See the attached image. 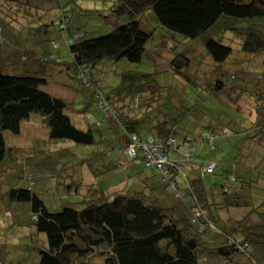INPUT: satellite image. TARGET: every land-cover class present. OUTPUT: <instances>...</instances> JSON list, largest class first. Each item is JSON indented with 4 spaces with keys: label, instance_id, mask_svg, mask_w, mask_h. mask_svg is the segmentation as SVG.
Instances as JSON below:
<instances>
[{
    "label": "trees",
    "instance_id": "16d2710c",
    "mask_svg": "<svg viewBox=\"0 0 264 264\" xmlns=\"http://www.w3.org/2000/svg\"><path fill=\"white\" fill-rule=\"evenodd\" d=\"M4 1L12 8L10 11L13 13L12 18L7 14V21L18 19L15 18L18 14L23 17L16 20V23L13 21L18 26L26 23V20L34 19L39 24L27 27L26 32L10 28L8 23L4 27L0 25V40L5 41L0 42L2 164L9 158V151L15 150L7 145L5 132L19 135L23 122L29 121L33 114L39 115V119L46 124L50 139L71 140L82 145L96 142L94 132H99L100 127L78 128L75 125L78 122L65 113L69 101L44 89L48 83L47 74L53 69L60 71L65 67L85 87L91 88L92 82L86 78L87 73L98 61L124 58L130 63H139L145 53L146 43L152 37V32L143 28L146 15H151L157 26L165 28L168 34L171 33L170 37L179 35L183 40L200 37L203 44L202 56L215 65L213 81L206 80L204 83V80H194L189 73L190 59L185 54L184 46L182 52L176 53L169 61L172 74L178 81L198 85L208 99L218 100L221 106L226 107L222 106L225 112L219 113L221 116L227 117L226 112L230 110L239 111L238 101L242 95L253 100L257 114L256 121L241 130L229 129L223 124L216 125L218 122L213 121L218 117L212 116L200 131L190 133L180 126L179 119L173 118L169 113L148 119L146 110L140 112L136 109L140 105L141 93H148L146 102L153 97L163 98L172 108V104L182 100L177 99L178 92L173 93L169 89L158 95L154 86H144L143 82L130 91V103L125 106L93 89L92 93H96L94 96L104 113L103 117L109 119L113 127L119 125L126 141L120 149L109 141L103 142L102 152H91L81 163H87L95 177L103 180L108 177L104 174L110 173L107 170L108 164L121 159L118 151L123 153L121 161L133 163L140 158L143 167L154 172L158 186L168 191L173 203H160L158 196L153 197L150 192L144 191L146 186L143 185L140 189L125 187L112 192L90 187L86 195H80L83 208L68 205L57 211H49L33 186L12 187L7 192L8 198L29 203L30 220L36 230L46 237V247L40 250L39 264H75L90 252L102 259L100 264H264L262 161H254V155L251 163L247 153L240 157L242 152L237 151L229 152L228 157L218 163L209 161L211 158L201 151L204 143L210 144L213 137L220 135H237L233 145L239 146L240 150L241 146H246V141L252 146L257 143L261 149L264 148V86L258 84L263 79V73L252 76L254 81L259 80L254 85L257 89L248 90L250 80L246 83L244 79H241L242 82L236 80L234 84L235 76L224 67L225 61L233 53V47L223 43L226 33L237 35L240 51L258 56L264 62V0H114L111 11L116 21L121 18L125 21L94 37L86 36L80 29L72 30V26L67 25L66 18L69 14L71 16L79 11L76 3L70 6L62 5L61 0ZM53 4L56 16L47 24L45 16L47 10L53 8ZM48 25L54 26L66 48V56L70 58L69 62H56L63 55L57 51L48 54L50 62L59 64L55 67L45 65L47 60L37 51L19 48L17 45L20 37H28L32 43L44 40L48 41L52 49H58V43L48 37ZM214 28L217 30L213 31ZM35 32L40 36L34 37ZM223 93L234 104L229 106V100H222ZM146 102L145 107H148ZM83 117L89 119V116ZM242 120L241 117V122ZM132 135L139 143L158 145L168 160L167 169L159 170L147 165L142 147H137L132 157L124 154V150L132 143ZM186 141L194 144L193 149L187 150ZM198 145L201 150L197 149ZM33 149L25 147L21 152L18 151L17 160L21 155H30L29 150ZM183 150L187 152V157ZM250 150L251 148L248 149ZM39 151L40 149L33 152L39 155ZM114 151L117 153L113 154ZM138 151L142 152L140 157ZM56 153L60 157L64 156L59 151ZM94 154L99 156L97 166L87 162ZM41 162L42 165H51L50 158L42 159ZM63 162L65 165L67 161ZM117 163L122 166L125 180L136 175V172H130V165L125 172L124 162ZM209 163H214L211 171H203ZM38 165L42 166L36 161L33 166L39 169ZM218 166L222 181L206 186L203 181L204 173L213 174ZM60 170L61 175L65 174L67 178L72 176L68 166L61 167ZM73 178L68 179L62 188L68 194L74 191L79 195L77 179ZM164 178L167 179L166 183L162 181ZM170 184H174L175 190L170 188ZM242 206H246L248 212L232 218L229 212Z\"/></svg>",
    "mask_w": 264,
    "mask_h": 264
},
{
    "label": "rangeland",
    "instance_id": "374dc122",
    "mask_svg": "<svg viewBox=\"0 0 264 264\" xmlns=\"http://www.w3.org/2000/svg\"><path fill=\"white\" fill-rule=\"evenodd\" d=\"M113 2L114 0H61L62 5L68 4L73 6V3H76V8H78L79 11H74L76 13L71 14V16L69 14V17L66 18L67 25H71L72 30L80 29L85 32L88 37L104 34L110 31L117 23L125 21L124 18L118 19L117 21L119 22L116 21L111 11ZM45 3L49 4L46 1ZM10 10H12V8L8 7V4H6L4 0H0V25L3 27L8 23L10 28L12 27L19 31L23 29L24 32H26L27 27L39 24V21L34 19L26 20V23H21V25L18 26L15 24V21L23 19V17L18 16V14L15 17H18V19H10L7 21L9 16L11 18L13 17V13ZM4 15H6L7 19ZM55 16L56 8L53 4V8L51 7L47 10L45 23L50 24V20ZM143 20V28L148 32H152V37L146 43L145 53L139 63H130L124 58L103 59L98 61L87 73L86 78L92 82L91 88L85 87L78 79L74 78L72 71L65 67H62L60 71L53 69L47 74L48 83L44 86V89L53 94L55 92L62 94V96L69 101L65 113L76 123L77 119H81L82 115L89 116V119L84 118L80 124L75 125L78 128H81V126L84 128L87 126L100 127L99 132H94L96 141L94 144L82 145L71 140L50 139L48 127L39 119L40 116L37 114H33L29 121L23 122V128L19 135L5 132L4 135L7 145L15 150L9 151V158L4 164L0 163V264H39L40 250L46 247V237L44 233L37 231L33 222L30 220L29 203L10 200L7 195L10 188L16 186L28 188L33 186L49 211H57L68 205L81 209L84 207L81 202L82 198L80 199L81 191L78 192L80 193L79 195L74 191L68 194L66 190L64 191L62 188L64 187L63 184H65L68 179H71L73 175L68 178L65 174L61 175L60 168H66L68 166L70 171L75 170L74 174H78L82 178L76 182L78 183V188H81V184L87 183L86 180H88L89 177H91V181L94 178L87 168V163H81L82 159L86 156H90V153L93 151L102 152L104 150L103 142L106 141L111 142L115 148L120 149L122 147V129L119 125L116 128L113 127L109 119L103 117L104 113L97 105V98L94 96L96 93H92L93 89L101 91L103 95H108L113 100H117L120 104H124L125 106L130 103V91L132 92L137 85L143 84V82L144 86H154L158 95H162L164 90L168 91L169 89L173 93L178 92L179 94H177L179 96L177 99L182 100L172 104V108L169 107L168 103L163 98L158 99L157 97H153L152 99L149 98V101L146 102L149 97L148 93H141L140 105L136 109L140 112L141 110H146L148 119H155L158 116H162L164 113H169L173 118L179 119L180 126L190 133H197L200 131L203 124L210 121L209 118L212 116L218 117L217 120L213 121L214 123L218 122L216 125L223 124L222 126L228 127L229 129L238 128L237 130L247 128V126L256 121L257 114L254 111L255 105L253 100L248 96L242 95L238 101L239 111L230 110V112H226L227 117L225 115L221 116L219 113H223L225 110L223 109L224 106L222 105V107L218 100L208 99L206 93L200 86L178 81V79L173 76L169 61L176 53L182 52L184 46H186L185 54L190 59L189 73L193 79L198 82L204 80V83H206V80H214L215 65L212 64L209 59L202 56L203 44L201 43L200 37L194 40H183L179 35L170 37L172 34H168L165 28L157 26L151 15H146ZM21 26H23V28ZM47 29L49 30V39H53L55 43H58V49H52L48 41L44 40H40L38 43H32L33 41L28 37H20L17 45L19 48L37 51L42 55L45 61L47 60L44 64L48 66L55 67L59 65L48 60V54L55 51L63 55V58H60L56 62H69L70 58L66 56V48L59 38L56 29L52 25H48ZM216 30L217 28L213 29V31ZM218 33L220 34V32ZM38 35L40 36L39 33L35 32L33 36L38 37ZM236 36L229 32L224 35L223 43L230 44L233 47V53L225 61V69L235 76L234 84H236V80L240 82L241 79H244L245 83L250 80L247 84L248 90L258 88L254 85L259 80L256 79V81H254L252 76H259V73L262 72L263 79L258 84L264 86V62L258 56L240 51V43ZM1 41L5 43L4 40H0V42ZM146 91L147 89L145 92ZM225 92H227V90H225ZM221 96L222 100H229L226 93H223ZM229 101V106L234 104L231 99ZM145 102L148 107H145ZM168 109H170L171 112ZM262 114H264V112H262ZM241 117L243 118L242 122ZM97 121H99V124H97ZM225 123L226 125H224ZM262 124H264V119ZM262 135L264 137V127ZM236 137L237 135L216 136L211 139L210 144L207 142L204 143L202 150L200 145L197 146V149L200 148L202 153H205L206 157L211 158L209 161H216L218 163L227 158L229 152L236 153L237 151H241L240 157L247 153L250 157V162L253 163L252 160H254L255 155L256 159L254 161L260 159L263 163L262 166H264V148L261 149V146L257 143L252 146L249 141H246V146H241L242 149L240 150L239 146L233 145ZM25 147L26 149H34L32 151L29 150L30 155L28 153L25 156L21 155L20 159L17 160L18 151L21 152ZM249 148H251L250 151L253 154L248 151ZM38 149H40L39 155L33 152ZM57 151L64 153V156L60 157L56 153ZM119 152L123 154L121 151ZM116 153V151L113 152V154ZM137 154L140 157L142 152L138 151ZM46 158H50L51 165H42L43 163L41 160ZM63 159L67 161L65 165L62 164L65 163ZM98 159L99 156L97 157L96 154H94V157L87 160V162L89 164L95 163L93 165L97 166L96 161ZM139 159L140 158L135 159L133 163L136 167H140V169L144 170L146 172L145 174H148L149 171L146 168L144 169L140 162L141 159ZM238 160H240V158ZM36 161H38V164L42 165L41 167L38 165V167H40L39 169L33 166ZM80 166L82 167L80 168ZM219 166L213 174L204 173L203 181L206 186L209 187L212 183L219 184L220 181H222L219 175ZM79 168L80 171H78ZM124 171L127 172L125 167ZM67 173H69V171ZM79 173H81V175ZM110 179L112 182L115 181L113 177L104 178L102 181L109 182ZM147 180L152 183L151 178H147ZM246 212H248V208L242 206L232 209L229 214L232 218H235L237 217L236 215L242 216ZM92 253L93 252H90L74 263L100 264L102 259H100L97 254L93 255ZM200 253L202 254V252Z\"/></svg>",
    "mask_w": 264,
    "mask_h": 264
},
{
    "label": "crops",
    "instance_id": "0c3cea01",
    "mask_svg": "<svg viewBox=\"0 0 264 264\" xmlns=\"http://www.w3.org/2000/svg\"><path fill=\"white\" fill-rule=\"evenodd\" d=\"M49 93H51V92H49ZM51 94H53V93H51ZM53 95L57 96V97H61L63 100H66L62 96V94L55 92ZM83 119H84L83 115L81 116V119H77L78 124H80L81 121H83ZM87 127L84 128L81 126V128H84V129H86ZM121 137L123 138L122 142L124 145L126 138H125V136H122V135H121ZM118 153L120 154V158L122 159L123 157H122L121 153L119 151H118ZM121 159L118 160L117 162H119L120 164H122L124 162L125 168H127L130 165L129 170H130V172H132V174L134 172H136V175L134 177H132V179L129 178L128 180L127 179L125 180L126 176H125V173L122 171V168H121L122 166L121 167H120V165L118 166L117 162H113L112 164H108L107 170H110V173L104 174V175H107L108 177H113V179H115V181H113V182L111 179L109 182H106V181L103 182L102 180L96 178L95 175L93 174V172L87 167L90 170V172L92 173V176H94V178L91 181L90 180L91 177H89V179L86 180L87 183H85L83 185L81 184V188H78L77 191L78 192L81 191V195H86L88 192V189L90 187H95L98 189H107L108 191L112 192L113 190H118V189L125 188V187H127V188L134 187V188L140 189V186L143 185V186H146V189L144 191L146 193L150 192V194H152L153 197L155 195L158 196L160 203H164V204L165 203L166 204L173 203L169 194H168V191L165 188H161L160 186H158V179L154 175V172L152 170H149L148 168H146L149 172L147 171L148 174H145L146 172L144 170L140 169V167H136L134 165V163H129L127 161H121ZM81 167L82 166H80V168ZM80 168L78 171H80ZM69 171H70V169H69ZM74 171L75 170L70 171L71 175H73V177L76 178L77 179L76 181L78 182V180H81L82 178L78 174L75 175ZM79 174L81 175V173H79ZM123 175H124V177H123ZM147 178H151L152 183L148 182L149 180H147Z\"/></svg>",
    "mask_w": 264,
    "mask_h": 264
},
{
    "label": "built area",
    "instance_id": "2783aa9c",
    "mask_svg": "<svg viewBox=\"0 0 264 264\" xmlns=\"http://www.w3.org/2000/svg\"><path fill=\"white\" fill-rule=\"evenodd\" d=\"M102 105V104H100ZM131 140L132 143L129 144V146L124 150V154L126 153L128 156L132 157L135 154L136 148L137 147H142L144 149V153L146 156V164L150 165L152 167H156L159 170H163V169H167V165H168V160L165 157V155L163 154V150L156 144H142L139 143L137 141V138L132 135L131 136ZM185 145L187 146V150L189 149H193L194 144L190 141H186ZM184 153V155L187 157V152L186 151H182ZM183 163H180V165H182ZM214 163H209L208 166H206L205 168H203V171L205 172H210L211 169L213 168ZM162 181L164 183L167 182V179L164 178L162 179ZM170 188L172 190H175L174 188V184H170Z\"/></svg>",
    "mask_w": 264,
    "mask_h": 264
}]
</instances>
